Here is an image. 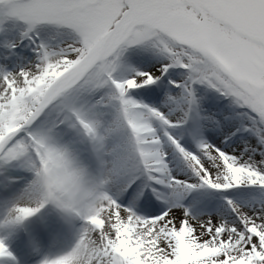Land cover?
<instances>
[{"label":"snow or ice","instance_id":"snow-or-ice-1","mask_svg":"<svg viewBox=\"0 0 264 264\" xmlns=\"http://www.w3.org/2000/svg\"><path fill=\"white\" fill-rule=\"evenodd\" d=\"M0 264H264V0H0Z\"/></svg>","mask_w":264,"mask_h":264}]
</instances>
